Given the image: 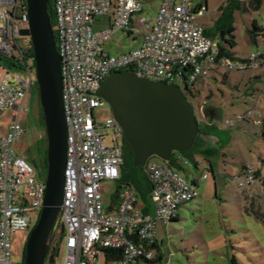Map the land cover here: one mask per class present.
<instances>
[{
	"label": "built area",
	"instance_id": "2783aa9c",
	"mask_svg": "<svg viewBox=\"0 0 264 264\" xmlns=\"http://www.w3.org/2000/svg\"><path fill=\"white\" fill-rule=\"evenodd\" d=\"M53 9V33L62 75V107L67 129L63 200L58 227L48 238L47 258L55 255L58 241L65 237L62 264H97L100 250L121 251V259L109 264H134L151 261L157 224L166 225L178 214L180 205L195 199V181L190 182L164 161L151 157L145 164L149 182L152 213L143 205L131 187L119 188L115 205L103 206L102 182H117L122 165V149L117 145L121 130L112 118L104 124L95 122L93 112L104 105L98 89L114 72H131L139 78L175 84L180 80L207 83L216 69L243 72L264 66V55H251L248 61L233 64L218 58L216 43L194 23L203 16L205 7L197 0H162L154 17H143L138 0H49ZM25 13L20 0H0V56L12 60L16 68L3 70L0 76V111L11 112L5 136L0 137V264H14L10 259L9 236L25 232L32 223L28 213L41 211L45 194L34 168L13 151L22 136L19 113L33 84L32 71L26 65L30 46L17 44V20ZM109 18L106 30L92 32L96 18ZM25 24V23H24ZM138 30L140 42L134 48L111 55L108 44L114 32ZM17 53V56H15ZM19 72L28 74L23 80ZM179 87V86H177ZM264 97V87L260 92ZM257 99L252 110L237 115L235 122L259 118ZM258 125L259 121H253ZM112 130L113 146H105L103 130ZM244 180L239 188L254 185L252 166L242 168ZM206 178V176H202ZM63 227V235H55Z\"/></svg>",
	"mask_w": 264,
	"mask_h": 264
},
{
	"label": "rangeland",
	"instance_id": "374dc122",
	"mask_svg": "<svg viewBox=\"0 0 264 264\" xmlns=\"http://www.w3.org/2000/svg\"><path fill=\"white\" fill-rule=\"evenodd\" d=\"M143 7V17H154L160 6V0H138ZM205 0L195 1L194 4ZM229 0H207L208 9L204 16L195 18L194 23L210 30L222 19L223 10ZM236 1V0H235ZM240 0L233 8L231 27L233 28V46L227 49L231 53L233 64L248 61L251 55H264V0ZM224 20V19H223ZM253 24L258 30L253 29ZM26 27V24H21ZM107 18H96L92 32L108 29ZM128 32H114L108 45L109 53L115 55L137 46L141 37L138 30L130 27ZM229 39L228 35H225ZM21 48L29 45L26 38H18ZM17 56V53H15ZM26 65L33 68V61L26 59ZM4 72H1L0 76ZM23 80L28 74L19 72ZM33 84L28 90L19 113L22 136L14 143L15 154L29 163L39 179L46 177L47 139L43 117L39 105L38 89L34 70L31 73ZM209 89L198 79L189 86L186 99L194 107L198 129L206 133V150L190 151V158L181 156L176 166H169L186 180L195 181L197 197L180 205L178 220L166 225L157 224L155 243L151 263L137 261L134 264H264V97L260 92L264 87V66L251 68L243 72L218 69L209 76ZM175 84L184 89L180 80ZM260 111V118L235 122L241 115L254 108ZM214 109L216 117H210ZM96 123L104 124L111 117L106 103L93 112ZM11 120V112L0 111V136L6 134ZM258 120L261 124H254ZM105 146H113L112 130H103ZM122 136L117 137V145L122 149ZM185 161L187 164L185 165ZM196 163V165L194 164ZM199 164V165H198ZM250 165L260 175V183L239 188L244 180L238 177L244 165ZM188 165V166H187ZM206 178H202V176ZM117 184L102 182L100 194L104 207L111 203ZM134 192L135 189L132 188ZM137 194V192H136ZM139 203L143 205L139 197ZM146 204L152 213L149 199ZM39 211H31L28 216L33 227L39 218ZM59 236L57 230L55 238ZM27 232H14L9 236L10 259L14 264H22L25 258ZM65 258V237L57 244L53 264H62ZM47 264V262L45 263ZM97 264H105L100 254Z\"/></svg>",
	"mask_w": 264,
	"mask_h": 264
},
{
	"label": "water",
	"instance_id": "95a60500",
	"mask_svg": "<svg viewBox=\"0 0 264 264\" xmlns=\"http://www.w3.org/2000/svg\"><path fill=\"white\" fill-rule=\"evenodd\" d=\"M49 0H24L17 20L26 27L18 36L29 40L35 83L47 139L45 194L38 221L25 244L22 264H45L48 238L58 227L63 200L67 129L62 107V75L56 50ZM97 96L109 107L123 141L132 153L133 167H145L151 157L168 163L174 153L192 148L198 137L194 107L179 87L114 72L101 83ZM60 236L63 227L59 228ZM53 255L47 264H53Z\"/></svg>",
	"mask_w": 264,
	"mask_h": 264
},
{
	"label": "trees",
	"instance_id": "16d2710c",
	"mask_svg": "<svg viewBox=\"0 0 264 264\" xmlns=\"http://www.w3.org/2000/svg\"><path fill=\"white\" fill-rule=\"evenodd\" d=\"M20 1H22V3H24V0H20ZM239 3H240V0H236V1L235 0H229V1H227L226 6L221 7V9H220V10L224 11L223 15H222V19L219 22H217L216 25L213 26V28L210 30H205L201 27L203 29L205 35L207 37L211 38L212 40H214V42L216 43V46H217V49L219 52V55H218L219 59L225 58V59H228L230 61L232 60L231 53L227 49L228 48L231 49L233 46V36L231 35L233 33V28L231 27V17H232L233 9L229 8L228 5L229 6L231 5L233 8H236L237 6H239ZM254 3H255V7L258 8L260 5V2L258 0H254ZM47 11H48V14L51 15V25H53V9H52V5H51L50 1L47 5ZM204 13H203V16H204ZM253 29L258 30V28L256 27L255 24H253ZM225 35H228L229 39H226ZM29 57L30 58L32 57V51L30 49H29ZM0 67H2L3 69H7V70L16 68L14 66L12 60L5 59L1 56H0ZM218 69H220V68H218ZM218 69H216V70H218ZM222 70H224V69H222ZM224 71H227V70H224ZM211 73H213V72H211ZM211 73L209 74V76L211 75ZM208 82H209V80H208ZM208 82L207 83L203 82V83L209 89V83ZM183 84L185 85L184 89L180 88V90L185 97L186 94L189 93V86H193L196 83L188 85L184 82ZM259 113H260V111H259ZM259 118H260V116H259ZM259 124H261V122ZM205 136H206V133L203 130L199 129L198 130V137L196 138L192 148L190 150H188L187 152L179 153V154L181 156L190 158V151L192 149H195L196 151L206 150L207 147L205 145ZM122 143H123L122 144V165L120 168V177H119V180L117 182H115L117 184V188H116V191L111 198V204L115 205L117 203L119 188L122 185H125V186H129V187L135 189V191L137 192V194L135 192L136 196L139 197L141 199V201L144 203L143 204V212L144 213H150L148 205L146 204V198L149 195L150 187H149V182H148V179H147V176L145 173V167H137V168L133 167L131 150H130L129 146L124 141H122ZM180 155L174 153L168 163L172 166H176V164L179 160H183V158ZM184 163L186 165L187 161H185ZM194 164L196 165L195 162H194ZM255 176H256V182L255 183H257V182L260 183L261 182L259 179L260 175L256 171H255ZM238 177H242V169H241ZM261 185L264 189V182L263 181L261 182ZM263 199H264V194H263ZM177 220H178V214L176 215V217L173 220H171V222H175ZM151 248L153 250L156 249L157 248L156 243H154L151 246ZM100 254L103 256L105 264H109L111 262L118 261L122 257L121 251H118V250L103 249V250H100ZM144 262L151 263L152 261H144Z\"/></svg>",
	"mask_w": 264,
	"mask_h": 264
},
{
	"label": "crops",
	"instance_id": "0c3cea01",
	"mask_svg": "<svg viewBox=\"0 0 264 264\" xmlns=\"http://www.w3.org/2000/svg\"><path fill=\"white\" fill-rule=\"evenodd\" d=\"M161 2H162V0H160V5H161ZM195 6H202V7H205V11H207V9H208V5H207V0H205L204 1V4H202L201 2L200 3H198V4H194ZM160 7V6H159ZM108 20H109V18H108ZM109 23H110V20H109ZM109 27V26H108ZM110 43V42H109ZM109 45V44H108ZM109 49V48H108ZM0 69H1V72L4 70L2 67H0ZM212 112H213V115L212 116H210V117H216V115H217V113H216V111L214 110V109H210ZM8 130V129H7ZM7 133V132H6ZM6 135V134H5ZM5 135H3V136H5ZM3 136H0V137H3ZM205 140H206V138H205ZM199 165V164H198Z\"/></svg>",
	"mask_w": 264,
	"mask_h": 264
},
{
	"label": "flooded vegetation",
	"instance_id": "af4514ba",
	"mask_svg": "<svg viewBox=\"0 0 264 264\" xmlns=\"http://www.w3.org/2000/svg\"><path fill=\"white\" fill-rule=\"evenodd\" d=\"M120 136H122V134H121ZM122 140H123V138H122ZM32 228H33V225L30 224V227H29L28 230L25 231V232H27V234L29 235V233H30V231L32 230ZM48 251H50V247L48 248Z\"/></svg>",
	"mask_w": 264,
	"mask_h": 264
}]
</instances>
